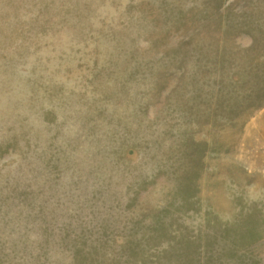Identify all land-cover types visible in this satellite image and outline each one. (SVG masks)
Segmentation results:
<instances>
[{
    "label": "rangeland",
    "instance_id": "rangeland-1",
    "mask_svg": "<svg viewBox=\"0 0 264 264\" xmlns=\"http://www.w3.org/2000/svg\"><path fill=\"white\" fill-rule=\"evenodd\" d=\"M0 264H264V0H0Z\"/></svg>",
    "mask_w": 264,
    "mask_h": 264
}]
</instances>
